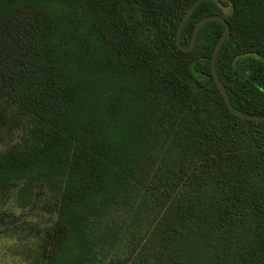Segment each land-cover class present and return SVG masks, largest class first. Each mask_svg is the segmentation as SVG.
Masks as SVG:
<instances>
[{
	"label": "trees",
	"instance_id": "trees-1",
	"mask_svg": "<svg viewBox=\"0 0 264 264\" xmlns=\"http://www.w3.org/2000/svg\"><path fill=\"white\" fill-rule=\"evenodd\" d=\"M193 1L0 0V235L31 264H264V120L213 82L222 23L177 48ZM212 14L230 105L264 114V0H201L180 46Z\"/></svg>",
	"mask_w": 264,
	"mask_h": 264
},
{
	"label": "water",
	"instance_id": "water-1",
	"mask_svg": "<svg viewBox=\"0 0 264 264\" xmlns=\"http://www.w3.org/2000/svg\"><path fill=\"white\" fill-rule=\"evenodd\" d=\"M200 1L201 0H194L189 5V7L187 8V10L185 11V13L182 16L181 20L178 23L177 30H176V35H175V44H176L177 48H179L180 50H184V51L189 50L192 47V45H193V42H194V39H195V35H196V32H197L198 28L204 22H206L208 20H216V21H219L220 23H222L223 26H224V29H223L221 35L218 37V39H217V41H216V43H215V45L213 47L212 54H211V57H210V72H211V76H212L213 82L215 83L216 87L218 88V90H219V92H220V94H221V96L223 98L225 106L227 107V109L233 115L238 116L240 118L251 119V120H260V121L264 120V114H262V115H252V114L244 113L242 111H239V110L233 108L230 105L229 101H228L227 93H226L222 83L220 82L218 76L216 75L215 68H214L215 56H216V53H217V51L219 49V46H220L221 42L223 41V39L226 36V34L228 32V29H229L228 28V24L224 21V19L221 16L212 14V15H207V16H204V17L200 18L197 21V23L194 25L193 29H192L188 47L183 48L182 46H180V44L178 42V36H179L180 30H181V27H182L184 21L186 20V18L188 17V15L190 14V12L193 10V8Z\"/></svg>",
	"mask_w": 264,
	"mask_h": 264
},
{
	"label": "rangeland",
	"instance_id": "rangeland-1",
	"mask_svg": "<svg viewBox=\"0 0 264 264\" xmlns=\"http://www.w3.org/2000/svg\"><path fill=\"white\" fill-rule=\"evenodd\" d=\"M14 214L17 216L22 214L17 223H20L22 220L26 222L41 220L39 216L34 215V212L15 209ZM22 234L23 231L13 229L11 236L0 235V264H31L30 260L33 255L32 239L31 236L28 237V240L24 239L25 237Z\"/></svg>",
	"mask_w": 264,
	"mask_h": 264
}]
</instances>
